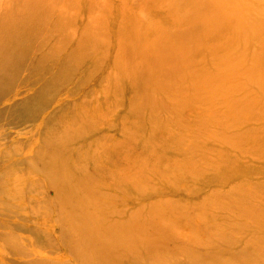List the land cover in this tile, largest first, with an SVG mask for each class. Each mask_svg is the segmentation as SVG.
I'll return each instance as SVG.
<instances>
[{
  "label": "rangeland",
  "instance_id": "1",
  "mask_svg": "<svg viewBox=\"0 0 264 264\" xmlns=\"http://www.w3.org/2000/svg\"><path fill=\"white\" fill-rule=\"evenodd\" d=\"M27 1L29 0H0V9L5 12L10 10L9 19L2 14L0 21H4L8 28L10 21L18 23L20 14L29 11ZM226 1L95 0L97 4H83V9L78 6L86 19L96 21L92 26L94 29L92 32H90L91 26L88 22H83L82 17L84 16L79 15L70 17V19L60 18L58 21L65 25L64 31L47 30L43 38H29L28 42L22 45L23 49L15 53V57H12L6 64V67L12 71L13 64L19 65L23 61L27 62L23 56L27 55L26 58H32L31 61H34L33 59L39 53L52 51L57 46L72 53L79 50L77 58L81 57L80 54H87V51L92 49L93 56L100 55L106 58L100 59L104 65L112 62L111 67L121 69V74H118L114 68H111L108 73L112 78L107 77L102 82L109 86L114 82L113 76L116 79L118 77L117 81L121 82H119V91L115 90L117 94L114 97H108L107 94L101 97L103 104L96 102L92 104V108L87 106L89 117L87 112H83L82 119L78 120L79 123H87L84 126L85 130L88 128L87 133L74 137L72 144L75 149L87 146L96 150L94 159L97 166L93 167L92 172H96L98 177L106 180L107 183L103 184L106 191L110 189L106 197L99 196L105 200V205L97 207V217L91 219V222L99 233L107 230L109 232L126 231L127 227L119 224L118 215L133 212V209L138 212L148 209L152 205L151 200L155 201L157 198L163 207L161 222L157 223L159 225L166 223L160 232L173 236L170 240L161 241V245L156 242L153 246L158 250L154 255L138 250V246L144 245L143 243L137 246L138 252L133 256L124 255L121 258V255L127 252L118 253L120 264H193L194 259L200 262L202 257L209 256L216 260L230 259L232 264H264V240H261L264 239V163H262L264 145L258 142L261 138L260 131H254L260 127L261 123L264 124V0ZM72 2L73 0H69V3ZM99 7H108V9L99 10ZM63 9L71 16L73 15L71 14L73 7ZM128 12L139 15L142 19H137L131 25L128 30L132 34L131 43L125 42L126 45L121 48L124 50L121 54L118 48L109 49V42L116 37L107 32L99 34L98 31L99 29L105 31V27L116 23L111 18V14L116 15L118 19L125 14L129 17ZM174 16H179V20H176ZM36 21L41 22L40 18ZM79 24H83L81 30H79ZM57 28L59 27H55ZM138 31H142L144 35L143 46H139L137 37L139 38L140 35L136 34ZM247 33L250 38L243 43V34L246 36ZM95 36L96 38H93ZM175 38H182V41L177 42ZM6 40L7 38L2 43ZM153 45H156L159 50L153 49ZM166 46L169 51L171 47L175 49L166 54L174 60L175 73L181 75L179 81L174 79V82H170L160 79L159 77L166 78V73L162 71L157 73L151 69L153 58L155 55L163 57L162 50ZM138 48L144 51L139 53L140 55L149 57L147 73L145 72L144 77L137 75L125 79L123 73L130 75L141 70L138 65L144 61L140 63L137 53H133ZM189 48H194L191 56ZM33 51L36 53L33 54ZM118 52H120L121 62L114 64ZM181 53L183 59L181 63L185 66L176 61ZM46 57L48 54L41 55L35 60ZM124 65L126 70H124ZM59 72L57 65L53 63L49 75L45 73L48 76L47 81L43 80L42 84L37 80L38 77L32 79L36 82L32 83L33 86H49L48 99L50 98L52 102L57 101L56 95L59 94V92H54L59 84L54 78ZM62 74L64 77L69 76L68 73ZM5 75L11 80L14 76L13 73H5ZM75 77L77 80L81 78L79 74ZM147 78L150 84H148V95L143 96L146 98L143 102L152 101V109L145 110L143 114L146 117L151 115L152 121L153 118L159 116L162 128L152 127L150 137L153 144L148 139V132L142 133L137 129L133 132L129 131L131 133L128 137L130 144H125L124 150L129 158L126 157L127 160L124 161L137 160L139 154L147 155L149 157L145 156V158L151 160L149 164L143 159L139 160L156 168V171L146 172L140 164L136 163L132 173L135 179L126 180L120 176L119 169L113 173L110 166L112 160L121 161V159H113L115 156H108L101 152L114 151L123 147L119 140L113 141L112 139H118L130 128L126 126L127 122L124 120L128 115L127 108L142 102L137 97L131 103L128 101L131 94L141 93L142 82L147 83ZM166 83L175 96L179 93L176 97H179V101L185 104L182 108L178 109L179 101L175 99L173 93L169 95L164 91L163 85ZM81 89L82 87H79L78 90ZM7 94H10L9 89ZM71 94L75 99H61L57 107L59 110H65L69 102L84 97V92L81 93V97L78 96L79 91ZM112 99L117 101H112ZM195 99L197 102L194 101ZM44 101L46 102V99L42 102ZM166 105L170 107L166 108ZM56 110L52 108L54 112L52 120L56 119L59 114ZM50 111L48 108H39L36 115L40 116L42 122L52 113ZM66 111L60 113V116L67 113ZM199 114H202L200 118ZM132 118L135 124L141 123L143 127L148 125L136 114ZM47 120H44V123ZM111 122L114 124L112 125ZM54 123L56 124L57 121ZM192 125L196 127L189 130ZM74 128L75 126H72L71 132L66 136L73 137ZM130 130L132 131V128ZM63 134L62 131L61 135ZM16 139H13L10 133L5 135L3 141L7 146H13L14 151L19 145V140ZM11 140H16V143ZM47 140V142L44 140L45 144L50 143V138ZM251 142L258 146L257 150L261 148L262 151L253 156L248 155L250 152L246 150V147L252 149L249 146ZM231 145L236 148H231ZM225 147H228L229 151L219 154L218 150ZM33 151L40 152V148L35 147ZM75 151L77 150L73 152ZM167 155L168 159H166ZM41 156L46 157L48 154ZM174 156L178 159H172ZM11 157L12 155L8 157V160ZM135 157L137 159H133ZM18 159H21V156H17L16 160ZM72 159L78 158L74 156ZM107 161L110 163L108 164ZM173 161L180 162L175 175L181 173L179 176L182 175L189 180L190 191L179 184L168 185V182L167 184L162 183L161 188L150 189L147 192L144 188H140L141 183L136 181L137 175L144 180L155 182L154 180L165 178L164 174H161L162 170L174 167L175 162ZM152 162L161 164L153 165ZM165 162L168 164L164 165ZM221 175L225 176L228 181L219 183ZM202 181L203 187L198 193L196 183ZM136 182L135 196L122 193L123 187ZM7 187L8 185L5 184L3 187L0 183V196H5ZM164 187L172 189L167 190ZM46 192L54 194L53 190L48 189ZM38 198L42 199V196ZM82 198L80 202L83 203L98 202L96 198L86 196ZM126 198H133V200L128 201ZM17 208L18 205L14 207V209ZM52 217H56L54 208L45 205L39 209V218L47 222H40L41 226L37 229L36 236L41 244L45 240L44 243L61 248V253L52 255L42 245L41 254L35 253L36 257L32 264H93L94 262H87L86 257L79 251L72 250L73 238L71 236L73 237V233L64 234L63 237L59 236L65 224L59 221V225H53ZM178 222L190 228L193 231L192 235H183V229L177 227ZM55 229L57 234H55ZM205 230L207 232H204ZM206 234L211 236L209 241L212 243L198 245L196 236L206 239ZM27 237L30 235L26 234ZM25 244L30 250V242ZM13 247L18 248L19 246L14 245ZM40 248L41 245L37 248L38 252ZM95 256H97V251L94 252ZM203 260L205 261L206 258Z\"/></svg>",
  "mask_w": 264,
  "mask_h": 264
},
{
  "label": "bare ground",
  "instance_id": "2",
  "mask_svg": "<svg viewBox=\"0 0 264 264\" xmlns=\"http://www.w3.org/2000/svg\"><path fill=\"white\" fill-rule=\"evenodd\" d=\"M82 2L83 0H73L72 3H69V0H29L27 1L29 4V11L20 14L18 23L10 21L8 28L4 21H0V183L3 187L5 184L8 185L5 196H0V264H32L36 257L35 253L41 254L42 245L45 250L52 255L61 253V248L44 243L45 240L42 241L41 244L36 236L37 229L41 226L40 222H47L46 220L39 218V209L45 205L54 208L56 211V217H52L53 225H59V221L65 224L64 230L61 229V234L59 236L63 237L64 234L70 232L73 233V237L71 236V238H73L72 250L74 252L79 251L80 254H83L84 257H86L87 262H94L93 264H120L119 254L123 252L127 253L122 254L121 258L124 255L133 256L138 250L146 251L149 255H154L158 248L153 245L156 242L161 245V241L170 240L172 238L171 236H173L168 233L160 232V229L165 227L166 225L164 224L166 223L163 225L157 223L161 222L163 215V207L161 206V202L159 203L157 201V198L155 201L151 200L152 205L148 207V209H143L141 212L133 209V212L129 211L118 215L119 224L126 226L127 232L115 230L109 232V230H107L104 233H99L92 225L91 219L97 217V207H103L105 205V200L99 196L106 197L110 193V189L106 187V189H109L106 191L105 186L103 185L107 183L106 180L98 177L96 172H92L93 167L95 168V166H97L94 159L96 150L87 146L75 149L72 144L74 137L76 138L87 133L86 130L88 128H86V130L84 128L87 123H79L78 121L80 118L82 119L83 112H87V116L89 117V110L86 109L87 106L89 105L92 108V104L96 102L103 104L104 101L101 100V97H105V94H107L108 97H114L117 94L116 91H119L120 89L119 85L121 82L117 81L119 78L117 77L116 79L114 78L115 76H113L114 82L109 84V86L102 84L107 77L112 78L108 73L111 68H114L110 66L112 62L108 65H104V62L100 59L106 58L101 57L100 55L93 56L91 51H94L92 49L89 50L90 52L87 51V54H80L81 57L77 58V56H79V50L72 53L67 51V49L64 50L65 48H59L56 46L54 50L46 51L44 53L48 54V57L46 58L35 60L41 55H44L39 53L33 59L34 61H31L32 58H26L27 55H25L26 57L23 56V58L24 60L27 59V62L23 61V63L19 65L17 63L13 64L12 71L6 67V64L10 59L15 57L14 54L23 49L22 45L28 42L29 38H43V35L47 30H54L53 32H57L58 30L64 31L63 28L65 25L58 20L63 17L70 19V17H78L79 15L84 16V14L79 11L78 6H81L83 9V4L89 5L95 3V0H85L83 3ZM217 2H219V0H217ZM225 2L227 1L225 0ZM95 4H97V2ZM69 7H73L74 9L71 11V14H73L72 16L63 9ZM104 9H108V7H99V10ZM0 11V15L3 14L8 18L10 10L5 12L3 9H0ZM127 14H130V16L128 17L125 14L118 19L116 18V15L111 14V18H113L116 23L113 26L109 25L105 27V31H102L101 29L98 31L99 34L107 32L110 35H114L113 37L116 38H113V41L109 42V49L118 48L121 54L124 51L121 50V48L126 45L125 42L131 43L132 34L129 33L128 30L137 19H142L141 16L131 12H128ZM38 18H40L41 22L36 21ZM174 18L179 20V16H174ZM82 19L83 22H88L91 26L90 32H92L94 30L92 26L96 21L88 20L85 16L82 17ZM51 20L53 22H50ZM83 24L78 25L79 30H81ZM55 27L59 28L55 29ZM136 34L140 35L139 38L137 37V39H139V46H143L144 35H142V31H138ZM68 36L70 37V40H72V36L70 34ZM6 38L8 43L7 40L5 43H2ZM93 38H96V36ZM249 38L250 36L248 33L246 36L243 34V43ZM175 40L179 42L182 41V38H175ZM46 42L48 41L46 40ZM94 47H96V45H94ZM153 49L157 50L158 48L156 45H153ZM135 50L136 51L133 53H137V58L140 63L144 61L138 65L141 72H133L130 75L123 73L125 79L137 75L144 77L145 72L147 73V69L149 68L147 65L149 57L139 54L144 52L143 49L138 48ZM172 50L173 47H171L170 51ZM189 50L191 51V56L194 52V48H189ZM127 51L129 52V50ZM162 51L164 52H162L164 54L163 57H157L155 55L153 58L151 69L157 73L161 71L166 73V78L159 77L160 79L168 80L170 82H174V79L179 81L181 75L175 73V66H173L174 60L169 57V54H166L170 52L169 48L166 46ZM120 52L117 53L114 64L121 62ZM35 53L36 52L33 51V54ZM135 61L136 59L134 57V62ZM176 61H178L179 64H182V53ZM53 63L57 65V70H60L58 75H56V78L53 77L56 79L57 83H59L57 88L55 90L53 89L54 92H59V94L56 95V102L50 101V98L48 99L50 94L49 86L43 87V85H32V83H36L32 81L35 77H38L37 80L42 82V84L44 81H47L48 76L46 75H49V70ZM32 67L34 68L31 69ZM115 70L118 74H121V69L118 68V70ZM124 70H126L125 65ZM131 70L134 69L131 68ZM5 73H13V78L15 79L12 78L11 80L6 78ZM62 73H68L69 76L64 77ZM77 74L81 77L78 80L75 77ZM146 82L147 83L142 82L141 93L139 95L131 94L128 101V103H131L137 97L138 100L142 102L133 104L127 108L128 115H126L124 120L127 122L126 126H129L130 128L127 130L125 129L126 134L124 133L118 139H112L113 141L119 140L123 147L114 151L110 150L101 152V154L106 153L108 156H115L113 159H121V161L112 160L111 163L109 161H107V163H110L113 173L117 172L119 169L120 176L126 180L135 179L132 173L136 163L140 164L146 172L156 169L147 165L151 161L145 158L147 155L139 154V159H143L147 164L136 157L133 159L137 160L124 161L127 160L126 157H128V155L124 153V150L125 144H130V138H128L130 137V132H133L135 129L142 133L148 132V139L152 143L150 137L152 127L155 129L162 128L159 116L153 118L152 121L151 115L146 117L143 114L145 110L152 109V101L143 102L146 99L143 96L148 95V84H150L148 78L146 79ZM158 84H161V82H158ZM79 87H82V89L78 90ZM8 89L10 94H7ZM163 89L169 95L173 93L168 83L163 85ZM74 91H79L78 96L84 92L83 96L86 98L80 96V99L69 102L65 110H59L57 108L58 102L64 98H66V100L75 99L71 94ZM53 94L54 93H52V95ZM176 96H179V93H177ZM176 96L174 94V97ZM43 99H46V102H42ZM175 99L179 101V97H176ZM112 101L117 100L112 99ZM194 101H196V99ZM184 105L185 104H182V102L179 101L178 109L182 108ZM115 106L117 107V105ZM165 107L168 108L170 105H166ZM39 108H48L51 110L50 112H52V108L53 110L57 109L56 111L59 112V114L56 119L52 120L51 118L54 113L52 112L44 119H48L46 123H44V120L41 122L40 116L36 115V113L39 112ZM63 111H66L67 113L60 116V113ZM135 114L140 117L143 122L146 121L148 125L143 127L141 123L135 124L132 118ZM201 116L202 114H199V118ZM85 118L87 117L85 116ZM54 121H57V123L55 124ZM183 123L187 125V123ZM111 124L113 125L114 123L111 122ZM6 126L8 128H5ZM72 126H75L73 129V137H68L66 135L71 132ZM259 126L260 127L254 131H260L261 138L258 142L261 145H264V124L261 123ZM195 127L196 125H192L189 130L194 129ZM131 128L132 131L130 130ZM62 131L64 133L63 135H61ZM10 133L13 139L17 138L19 140L18 149H15L17 152H14L15 150L13 151V146H7L6 142L3 141L5 135H9ZM48 138H50V143L48 144L51 145V147L44 142V140L47 142ZM71 139L72 141H70ZM16 140L11 141L16 143ZM249 146H251L252 149L246 147V150L250 152L248 155L253 156L257 154V152L260 153V151H262L261 148H258L257 150L256 147L258 146L252 142L249 143ZM35 147L40 148V152L33 151ZM231 148L235 149L236 147L231 145ZM220 149L221 150L217 149L219 154L229 151L228 147ZM74 150L77 151L73 152ZM47 154V158L41 156ZM11 155V159L8 160V157ZM17 156H21V159H18L19 161L16 160ZM74 156L78 159H72ZM174 158L178 159L177 156L172 157V159ZM166 159H168V155ZM179 163L180 162H175L173 163L174 167L162 170L163 172L161 174H164V176H162L165 178L151 182L150 180H144L137 175L136 181L141 183L140 188H144L146 192L150 189L161 188L162 183L167 184V182L168 185H182L186 190L190 191L189 180H186L182 175L179 176L181 173L175 175V170L179 168ZM262 163H264V161H262ZM152 164L159 165L161 163L152 162ZM166 164L168 163L165 162L164 165ZM124 168L127 169L124 171ZM158 173H160V171ZM227 181L228 179L225 176H220L219 183ZM202 183L203 181L196 183L199 189L198 193L203 187ZM164 188L167 190L172 189L170 187ZM48 189L53 190L54 194H48L46 192ZM122 190V193H130L135 196L137 192V182L134 184H127ZM39 196H42V199L38 198ZM83 196L96 198L98 202H80L83 199ZM127 200L131 201L133 198ZM16 205H18V208L14 209ZM78 211H81V213H78ZM177 227L183 229V235H192L193 231L184 224L178 222ZM204 232L207 231L205 230ZM26 234H29L30 237L26 238ZM55 234H57L56 229ZM205 238L206 239L196 236L198 241L197 244L202 246L210 245L212 243V241H209L211 238L210 235L207 236L206 234ZM29 242L31 247L30 250L25 244ZM14 245H18L19 247H13ZM40 245V252H38L37 248L40 247ZM110 248L112 249L107 252ZM95 251H97V256L94 257ZM207 252L211 254L209 251ZM209 257H202L200 262L194 259L193 264H232L230 259L227 258L217 257L219 259L216 260ZM205 258L206 260L204 261L203 259Z\"/></svg>",
  "mask_w": 264,
  "mask_h": 264
}]
</instances>
